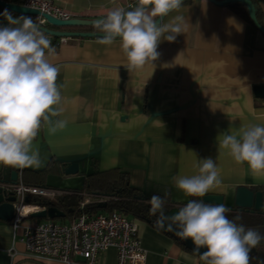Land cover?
I'll return each instance as SVG.
<instances>
[{"label":"crops","instance_id":"0c3cea01","mask_svg":"<svg viewBox=\"0 0 264 264\" xmlns=\"http://www.w3.org/2000/svg\"><path fill=\"white\" fill-rule=\"evenodd\" d=\"M50 1L71 18L96 19L105 18L115 7L130 11L127 5L132 0ZM255 1L264 27V0ZM177 15L189 20L187 32L172 43L162 40L156 68L148 65L132 73L127 70L119 38L105 45L99 42L102 38L48 37L54 49L48 59L59 69L56 84L62 97L56 106L59 114L52 120L63 121L64 127L50 133L49 124H42L33 141L41 166L18 168L16 183L25 184L24 180L25 185L62 195L77 192L96 200L97 194L115 187L119 174H125L129 185L147 199L169 194L172 203L164 205V211L171 216L189 200L202 199L185 196L174 187L172 177L198 174L197 156L211 157L219 169L220 183L207 195H222L224 205L228 201L233 208L236 188L261 193V209L247 210L244 214L255 219L244 226L264 235V177H254L246 165L238 166L219 153L216 140L219 133L242 124H264V99L252 91L264 85V33L229 6L209 0H187L161 22H172ZM5 26L18 25H9L0 17V27ZM65 31L101 32L93 27ZM71 163L77 164L78 172L65 176L63 170ZM49 165L55 173L46 177L33 173ZM13 171L0 165V180H8ZM129 218L137 225L147 252L146 264H206L193 251L191 240L180 239L155 221L151 226ZM72 219L53 220L67 223ZM43 220L47 219L28 216L16 226L13 221H0V264H10L9 251L17 253L16 262L31 264L22 257L21 236ZM205 251L202 248L199 253ZM95 264H116V249L101 253Z\"/></svg>","mask_w":264,"mask_h":264},{"label":"clouds","instance_id":"9594fccd","mask_svg":"<svg viewBox=\"0 0 264 264\" xmlns=\"http://www.w3.org/2000/svg\"><path fill=\"white\" fill-rule=\"evenodd\" d=\"M182 5L183 0H138L130 11L115 7L97 23L104 34L99 42L110 45L119 38L130 73L148 65L156 68L162 40L175 42L190 26L181 15L167 24L157 18L167 17ZM0 15L9 25H18L0 27V165L39 168L41 160L33 141L42 124H49L50 133L64 127L63 121L52 120L59 114L56 106L62 99L56 84L59 69L48 59L54 49L31 16H14L7 9ZM216 140L219 153L238 166L246 165L254 177H264V124H242L219 133ZM195 167L198 174L173 176L172 183L187 197H205L219 185L220 172L211 157L197 156ZM164 204L159 195L150 199L155 224L191 240L196 252L206 249L202 255L206 264H249L251 250L264 240L257 230L230 220L224 204L191 199L171 216L165 214Z\"/></svg>","mask_w":264,"mask_h":264},{"label":"built area","instance_id":"2783aa9c","mask_svg":"<svg viewBox=\"0 0 264 264\" xmlns=\"http://www.w3.org/2000/svg\"><path fill=\"white\" fill-rule=\"evenodd\" d=\"M10 1L39 11L40 15L35 17L39 27L47 26V21L42 17V14L60 20L71 18L50 0ZM137 5L138 0H132L127 5V9L133 10ZM0 187L15 197L14 226L31 213L45 209V207L29 204L31 197L54 201L62 195L60 191L22 183ZM25 199H28L27 203L24 202ZM105 200L106 198L102 196L96 200L87 196L79 203V209L82 210L84 206L94 201L101 203ZM24 206L31 207L33 210L22 216L21 210ZM21 241L24 244L22 257L31 264L47 261H58L64 264H95L97 257L110 247L116 249V264H146L147 259V252L141 245L137 225L128 216L116 210L93 216L80 214L67 223L53 219L43 220L25 229ZM16 254L14 251H9L10 264H21L16 262Z\"/></svg>","mask_w":264,"mask_h":264},{"label":"water","instance_id":"95a60500","mask_svg":"<svg viewBox=\"0 0 264 264\" xmlns=\"http://www.w3.org/2000/svg\"><path fill=\"white\" fill-rule=\"evenodd\" d=\"M187 1V0H183ZM210 2L218 5L225 6L231 3H242L246 6L249 19L252 25L261 33H264V27L260 26L257 22L255 9L251 0H209ZM0 8L7 9L13 14L17 15H26L35 18L40 15V12L34 9L25 8L15 2H6L0 0ZM0 17L5 18V16L0 15ZM42 17L47 21L46 27H39L46 35L54 38H102V32H72L65 31L70 28H88L97 26V23L104 18L96 19H82V18H70L68 20L55 19L47 14H42ZM163 18H157L158 22H161ZM7 20V19H6ZM253 94L256 98L264 99V85L254 86ZM18 168H15L10 174L8 180L1 179L0 186H7L16 184ZM78 172V166L75 163L69 164L64 170L63 174L65 176L76 175ZM203 201L216 204H224V197L222 195H206L202 197ZM25 203L28 202V199L24 200ZM15 197L12 193H6L0 187V221L11 223L14 219L16 210L14 208ZM262 205V194L259 192H253L247 187H238L234 193L233 207L244 209V210H254L259 211ZM31 218L35 219H62L64 218V213L54 207L45 208L41 211L31 213L29 215Z\"/></svg>","mask_w":264,"mask_h":264},{"label":"trees","instance_id":"16d2710c","mask_svg":"<svg viewBox=\"0 0 264 264\" xmlns=\"http://www.w3.org/2000/svg\"><path fill=\"white\" fill-rule=\"evenodd\" d=\"M187 1H184L186 3ZM254 9L257 22L260 26L263 27L261 21L260 12L256 6V1L251 0ZM230 8H232L235 13L244 17L249 23V17L247 8L242 3H231L228 4ZM94 29L99 30L97 26H93ZM100 31V30H99ZM52 40L56 39L51 37ZM36 175L46 177L50 173H55L53 166L50 165L38 172H33ZM23 183L26 182L23 180ZM29 185V184H27ZM98 197H105L106 200L104 202L98 203L93 202L83 207L82 210L79 209V203L84 199L82 194H78L77 192H72L71 194H65L60 196L55 201H48L45 199L39 198H30L29 204L39 205L45 208L54 207L64 213V218L60 219L61 221H65L68 218H74L80 214H87L90 216L97 215L99 213L107 214L112 212L113 210L119 211L126 216L140 219L151 226H154V221L156 219L155 216L150 215V199L144 197L143 192L132 188L128 183V177L125 174H119L116 180V185L111 190L105 192L104 194H97ZM165 201L164 205L171 204V199L169 194L162 196ZM229 211L225 213V215L230 219L235 221L237 224L245 225L246 223H251L247 221H252L255 219L253 216L246 215L247 210L239 209L236 207L228 208ZM239 218V219H237ZM185 249H188L185 247ZM194 251V250H193ZM196 252V251H195ZM202 257V253L196 252ZM249 264H264V241H261L255 248L254 253H250Z\"/></svg>","mask_w":264,"mask_h":264},{"label":"bare ground","instance_id":"6f19581e","mask_svg":"<svg viewBox=\"0 0 264 264\" xmlns=\"http://www.w3.org/2000/svg\"><path fill=\"white\" fill-rule=\"evenodd\" d=\"M31 210H33L31 207H28V206H24L21 210V215L22 216H25L27 215Z\"/></svg>","mask_w":264,"mask_h":264},{"label":"rangeland","instance_id":"374dc122","mask_svg":"<svg viewBox=\"0 0 264 264\" xmlns=\"http://www.w3.org/2000/svg\"><path fill=\"white\" fill-rule=\"evenodd\" d=\"M225 206H226V208H228V207L230 208V207H232V203L226 201ZM188 242H189V240H188ZM190 243H192V242L190 241Z\"/></svg>","mask_w":264,"mask_h":264}]
</instances>
